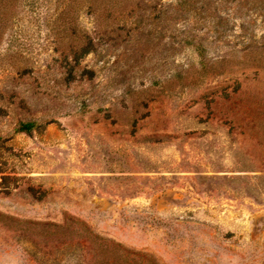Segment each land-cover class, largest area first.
<instances>
[{
  "label": "rangeland",
  "instance_id": "374dc122",
  "mask_svg": "<svg viewBox=\"0 0 264 264\" xmlns=\"http://www.w3.org/2000/svg\"><path fill=\"white\" fill-rule=\"evenodd\" d=\"M99 3L0 0V264H264V0Z\"/></svg>",
  "mask_w": 264,
  "mask_h": 264
},
{
  "label": "trees",
  "instance_id": "16d2710c",
  "mask_svg": "<svg viewBox=\"0 0 264 264\" xmlns=\"http://www.w3.org/2000/svg\"><path fill=\"white\" fill-rule=\"evenodd\" d=\"M81 1H86L87 4L89 5V7H95V8H97V6H99V4H100L99 0H81ZM111 8H113V6L109 5L108 7H105L103 5L102 8L100 6L97 9H101L103 12L108 14L111 11L110 10ZM35 124L36 123L33 122V121L21 122L19 124V126L17 127V131L27 133V132H29V131H31L33 129Z\"/></svg>",
  "mask_w": 264,
  "mask_h": 264
}]
</instances>
